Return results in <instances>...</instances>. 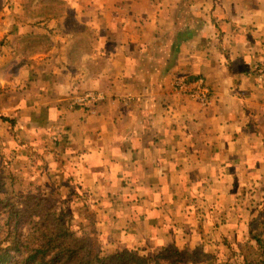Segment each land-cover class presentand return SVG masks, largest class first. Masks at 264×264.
I'll use <instances>...</instances> for the list:
<instances>
[{
	"label": "crops",
	"instance_id": "crops-1",
	"mask_svg": "<svg viewBox=\"0 0 264 264\" xmlns=\"http://www.w3.org/2000/svg\"><path fill=\"white\" fill-rule=\"evenodd\" d=\"M63 2V13L49 10L37 21L49 26L52 58H30L25 70L32 77L22 83L46 98L38 111L56 112L55 119H45L53 132L17 128L16 162L47 167L63 198L69 185L82 186L93 203L112 198L109 209L120 215H112V233L143 230L147 245L176 234L175 214L184 215L192 230L204 221L217 228L231 211L248 212L244 204L257 200L264 185V0H84L70 18L69 0ZM18 18L36 21L24 12ZM69 23L78 27L70 46ZM69 52L82 54L83 62L108 57L111 71L99 75L106 70L101 64L81 74L88 87L104 88L107 100L88 115L75 112L70 125ZM47 64L45 74L53 79L45 87L38 71ZM197 77L210 89L207 108L171 91V80ZM6 102L2 92L0 112ZM15 111L24 116L22 102ZM1 126L3 160L7 126ZM251 187L256 190L248 196ZM103 223L98 231L111 235Z\"/></svg>",
	"mask_w": 264,
	"mask_h": 264
},
{
	"label": "rangeland",
	"instance_id": "rangeland-1",
	"mask_svg": "<svg viewBox=\"0 0 264 264\" xmlns=\"http://www.w3.org/2000/svg\"><path fill=\"white\" fill-rule=\"evenodd\" d=\"M17 2H19V5H17ZM21 2H25L26 9H21ZM83 2L84 0H69V18L71 14L81 12ZM37 3L38 0H0V80L3 82V84L0 85V95L4 92L7 96L6 108L0 112V126L1 122L7 126L8 148V155L5 156L3 160H0V201H4L12 195L25 198L26 196L41 194L54 199L49 201L55 210L60 213H75L79 216H77L76 230H79L80 233L93 236L94 238L96 236L98 241H105V245H103L102 250H100L101 256H107L124 250H132L139 256L145 257L148 254L149 247L164 249L175 245L189 252L197 251L200 254V259L207 261L211 259L214 253L221 256V252H228L225 246L215 244L221 241V236H224L229 243H231L230 246L232 249L236 250L237 247L243 246L245 243L247 244V242L254 243L252 235L255 233L260 234L264 239V185L259 191L260 196H257V200L250 198L249 200L247 199V204H244L247 205L246 210H248V212L244 213V211H239L235 213V211H231L230 215L225 214L221 216L220 225L217 228H212L213 226L206 227V221H204L203 223L199 222L200 225L189 230V227H186L189 226V222L184 220V215L175 214L173 224L176 227V234L174 236L162 235L161 241H156L154 245H147L143 242V230H138L137 234L131 236H123V234H119V232L112 233L109 224L113 219L112 215L120 219V215L116 214V209L113 206L109 209V206H111L113 202L112 198L100 197L93 203L91 201L92 199L88 197L87 192L79 185L77 186L78 188L69 185V192H71L69 193L70 196L68 198H63L58 190L57 182L54 180V177H52L53 174H45V170H48L47 167L43 169L41 165L39 167H36L38 165L33 167L30 166L29 163L20 164L16 162L14 145L21 138L20 135L17 134V128L24 126L27 129L40 128L46 132L49 130L53 132V127L48 126L45 119H55L54 115H57L56 112L53 115L52 111L48 109H45V111H38V108H42V105H47V102L45 100L46 98H43L41 94L32 93V85L31 87L25 86L22 88V83H25V79L32 77L30 76L32 73L27 75L25 70L27 66L31 68L32 63H30L31 61H29V59L36 57L37 53H41L44 60L52 58L53 56L50 53L52 46L51 39L48 37L50 31L49 26L46 23L36 22L40 19H44L49 10L55 14L65 11L63 0H53V3L51 2L49 5V9L47 7V2L40 8L32 6L33 4L37 5ZM22 12L36 17V21L33 23L31 21H19L18 14ZM76 26L75 23H69V46L73 45L74 39L72 34L78 32L76 31L78 29ZM81 41L80 39L79 48H82V51H86V44L85 42L81 43ZM81 57L82 54L69 52V97L66 98V100L69 99V106L73 100L75 101L76 99L85 97L89 90H102L106 93V90L102 87H88L85 83L82 75L85 76L92 72L89 66L93 67L94 71L98 69L101 64H105V72H103L102 69L99 75L106 77L111 73L109 67L106 65L110 60L108 57L101 56L95 59L93 58L94 60L91 59L90 62L80 61ZM36 59L39 61V58ZM94 61H96V63H93ZM109 65L111 64L109 63ZM40 67L42 68H39L38 75L42 74L40 78L44 81L46 87L47 79H53V76L45 74L51 67L49 64ZM38 83L40 84V81ZM34 91L38 92V85ZM104 93L103 95L106 96L107 94ZM32 97H36L35 100L38 102L33 103ZM21 102L22 107L26 110L22 118L16 116L15 111L16 107H19ZM63 104L64 103H61L60 109H65L66 105L64 106ZM33 106L36 107L35 110ZM70 108L71 107H69V110ZM75 112L78 111L71 110L69 112V125L71 121H73ZM79 112L81 111L79 110ZM4 120L7 121L3 122ZM70 127L74 129V126ZM77 132H80L78 127L74 130V135ZM27 137L28 135L25 134L24 138ZM25 142H27L26 139ZM2 144H4V141H2V143L0 141V146H2ZM48 144L52 145L49 141ZM53 147L56 148L55 146ZM4 153L5 152H2L1 155H4ZM37 155L40 156L39 153ZM55 169L57 171V167ZM57 173L59 174V172ZM33 180L36 181L33 182ZM249 189L250 191H247L248 196L251 191L253 193L254 190H256L253 187ZM243 202H245V200ZM109 203L110 205H108ZM250 207H255L254 211H252ZM151 208L152 207H150V209ZM159 208H162V206H157L155 210H153V213L158 214ZM100 220L106 223H103V228L105 230L108 227L109 230L106 231L111 235H105V233L98 231L97 224ZM222 221L224 222V226L221 225ZM177 226L181 228L180 231L177 229ZM251 229L252 233L250 232ZM217 250L220 251L216 252ZM163 262L164 264L167 263L166 261Z\"/></svg>",
	"mask_w": 264,
	"mask_h": 264
},
{
	"label": "trees",
	"instance_id": "trees-1",
	"mask_svg": "<svg viewBox=\"0 0 264 264\" xmlns=\"http://www.w3.org/2000/svg\"><path fill=\"white\" fill-rule=\"evenodd\" d=\"M45 2L49 9L53 0L42 1L41 7ZM250 72L251 68L245 73ZM198 78H192V81ZM87 93L102 94L104 91L89 90ZM178 97L189 99L183 95ZM106 100L95 102L87 108L75 104L73 100L69 111L80 110L88 115L100 104L104 105ZM62 143L56 142L54 146H61ZM49 200L54 199L39 194L25 198L12 195L0 201V264H164L163 261L166 264H264V239L258 233L252 235L254 243L247 242L237 250L232 249L231 243L221 236V241L215 244L225 246L228 252H221V256L214 253L207 261L200 259L199 252H189L175 245L164 249L149 247L145 257L132 250L101 256L100 250L105 241L80 233L75 227L79 216L58 212Z\"/></svg>",
	"mask_w": 264,
	"mask_h": 264
},
{
	"label": "built area",
	"instance_id": "built-area-1",
	"mask_svg": "<svg viewBox=\"0 0 264 264\" xmlns=\"http://www.w3.org/2000/svg\"><path fill=\"white\" fill-rule=\"evenodd\" d=\"M170 87L176 96L189 97L199 107L206 108L209 105L210 89L201 78L189 82L173 80ZM104 99L101 94H87L83 98L76 99L74 103L87 108L95 102L104 101Z\"/></svg>",
	"mask_w": 264,
	"mask_h": 264
}]
</instances>
